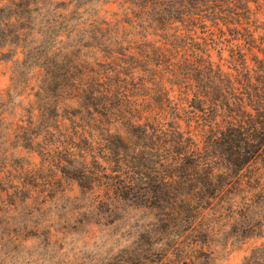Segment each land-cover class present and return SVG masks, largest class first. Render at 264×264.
<instances>
[{"label":"trees","instance_id":"obj_1","mask_svg":"<svg viewBox=\"0 0 264 264\" xmlns=\"http://www.w3.org/2000/svg\"><path fill=\"white\" fill-rule=\"evenodd\" d=\"M99 1L0 0V62L23 55L0 99V198L46 204L72 179L111 217L151 208V264L262 237L264 0Z\"/></svg>","mask_w":264,"mask_h":264},{"label":"rangeland","instance_id":"obj_2","mask_svg":"<svg viewBox=\"0 0 264 264\" xmlns=\"http://www.w3.org/2000/svg\"><path fill=\"white\" fill-rule=\"evenodd\" d=\"M91 5L97 10L103 8L99 0ZM116 7L109 3L105 9ZM22 57L17 53L15 59L0 62V99L10 88L13 71L19 68L17 61ZM33 72L39 73L40 69L29 70L30 86L37 84ZM21 94L26 103L27 90L24 88ZM13 98L15 105L5 109L7 123L15 119L14 115L18 118L24 114L16 106V93ZM16 156L40 162L38 155L24 149ZM40 175L45 183L54 173L45 171ZM52 185L53 198L46 204L42 198L32 199L28 206L10 209L5 198H0V264H151V208L126 200L111 217L101 212L102 206L95 208L98 204L94 205L91 196L81 191L77 181L53 180ZM258 247L256 252L264 264V233L243 240L227 238L211 246V264H244Z\"/></svg>","mask_w":264,"mask_h":264}]
</instances>
